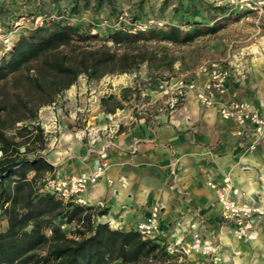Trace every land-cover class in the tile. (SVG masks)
Masks as SVG:
<instances>
[{
  "label": "crops",
  "instance_id": "0c3cea01",
  "mask_svg": "<svg viewBox=\"0 0 264 264\" xmlns=\"http://www.w3.org/2000/svg\"><path fill=\"white\" fill-rule=\"evenodd\" d=\"M230 47L232 42L225 41L217 57L231 71L226 93L217 101L236 100L259 109L264 103V57L236 62ZM191 78L198 89L207 81L205 73H191ZM105 80L113 88L100 92L89 88L82 103L76 100V84L65 91L68 113L61 117L59 138L42 152L52 167L42 179L91 172L99 160L97 151L102 142L91 148L86 131L119 123L113 136L115 147L108 150L107 169L80 196L93 212L105 211L95 217L96 222L107 223L113 230L134 229L148 217L151 207L158 205L163 233L160 243H189L197 233L217 248L216 264H264V218L253 219L255 241H237L232 226L222 219L214 191L208 187L209 182L220 184L229 178L239 191L238 201L250 205L264 201V138L248 151L247 139L233 135L240 127L221 119L216 106H201L196 91L185 92L179 103H173L178 100L173 89L167 93L144 88L140 96L150 99L135 102L126 97L135 92L131 83L116 88V76L99 83ZM82 108L86 114L77 115ZM121 178L126 179L125 185ZM1 225L3 232L7 228L4 217ZM208 263L209 258L195 253L182 261Z\"/></svg>",
  "mask_w": 264,
  "mask_h": 264
},
{
  "label": "trees",
  "instance_id": "16d2710c",
  "mask_svg": "<svg viewBox=\"0 0 264 264\" xmlns=\"http://www.w3.org/2000/svg\"><path fill=\"white\" fill-rule=\"evenodd\" d=\"M49 1L57 5L61 0ZM185 1L190 5L195 2ZM70 3L71 14L89 8L92 3L94 10L106 5L111 14L115 13V0H70ZM185 25L190 28L188 31L178 27L149 28L132 34L116 29L108 33L100 46L89 47L84 44L96 42L97 34L49 21L21 37L9 52V58L0 61V80L39 59L42 69L49 72L45 73L50 77L49 92L56 95L68 90L81 75L87 81L100 80L106 75L129 73L140 63L149 64L157 52H142L139 43L146 45L154 41L183 46L224 28L223 25L208 27L196 19L191 23L186 21ZM108 42L114 48L122 47L123 52L117 54ZM160 58L166 63L165 56ZM30 81L42 89L38 77ZM23 130L27 143L38 146L39 152L32 156L19 155L18 143L0 133V211L7 221L6 230L0 232V264H140L173 257L160 244L143 240L134 229L113 230L107 223L96 222L95 217L104 215L105 211L93 212V208L63 203L53 195L39 192L38 181L44 172L52 169L41 153L46 140L39 126ZM68 225H73L70 233L61 228Z\"/></svg>",
  "mask_w": 264,
  "mask_h": 264
},
{
  "label": "rangeland",
  "instance_id": "374dc122",
  "mask_svg": "<svg viewBox=\"0 0 264 264\" xmlns=\"http://www.w3.org/2000/svg\"><path fill=\"white\" fill-rule=\"evenodd\" d=\"M70 5V0H61L57 5L49 0H0V61L9 58V52L21 37H26L30 31L49 21L78 27L83 33L97 34L96 42L84 44L89 47L100 46L108 33L116 29L126 30L132 34L149 28L167 30L170 27H178L188 31L190 28L185 25L186 21L191 23L195 19L208 27L224 26L215 34H206L183 46L154 41L146 45L139 43L142 52H157L152 62L140 63L129 73H115L100 79L116 76L119 81L114 84L116 88L131 83L132 87H136L132 93L134 95L127 93L126 97L130 96L135 102H146L150 96H140L144 88L160 92H163L162 89L169 91L170 87L179 86L180 82H193L191 73H203L200 72V67L204 63L221 61L217 57L225 47V41L232 42L229 49L233 52L231 55L236 62L264 57V0H195L193 5L187 4L185 0L182 4H179V0H115V13L112 14L106 5L94 10L93 3L89 8L79 9L75 14H71ZM107 45L117 54L123 52L122 47L114 48L111 42ZM161 56L166 57V63L161 61ZM45 73L49 72L42 69L39 59H34L14 74L0 80V133L4 138L18 143L19 155L32 156L39 152L37 144L33 146L32 143H27L26 132L23 129L31 130L34 126H39L46 140V149L49 142L54 138L57 140L60 134L49 130L55 111L53 107L62 109V116L68 113L66 108L68 99L65 93L67 90L51 95L48 85L50 77ZM37 77L40 79L42 89L30 81V78ZM100 80L87 81L85 76H79L75 82L77 102L80 100L82 103L83 98L90 92L89 88L96 92L113 88L110 81L105 80L100 84ZM177 97L179 103L182 97L179 95ZM2 218L1 214L0 229ZM61 228L64 232L70 233L73 225ZM140 264L182 262L178 263L174 257H169L164 261H144Z\"/></svg>",
  "mask_w": 264,
  "mask_h": 264
},
{
  "label": "built area",
  "instance_id": "2783aa9c",
  "mask_svg": "<svg viewBox=\"0 0 264 264\" xmlns=\"http://www.w3.org/2000/svg\"><path fill=\"white\" fill-rule=\"evenodd\" d=\"M200 72L207 75V81L201 89H198L193 82H180L179 86L170 87L169 90H174L175 97L178 95L183 97L187 91H196V97L200 105L207 108L216 106L217 114L221 119L234 121L240 127L233 135L244 140L247 139V150H254L259 141L264 138V103L257 109L248 103L236 100L217 101L218 97L226 93V83L231 76V71L224 62L208 61L200 67ZM162 90L163 92H169L167 89ZM176 101L173 103H176ZM53 110L55 111L50 121L52 125L51 132L58 134L61 131L60 120L63 112L60 108L53 107ZM85 112V108L78 110L79 115H83ZM107 117L110 119L111 115H107ZM118 129L119 123L102 129L89 128L86 134L89 137L91 148L97 142H102L101 148L97 151L99 160L94 169L91 172H83L79 175L64 178L51 176L42 179L37 184L39 192L53 195L63 203L72 202L84 205L85 203L80 196L89 185H93L101 179L107 169L108 150L115 147L113 136ZM135 150L134 147L133 151ZM120 182L125 185L126 179L121 178ZM208 187L214 191L217 203L221 208L222 219L232 226L235 239L240 242L255 241L257 234L253 219L255 217L264 218V201H260L255 205L238 201L239 191L229 178H224L220 184L209 182ZM160 211V206H152L148 217L134 226V230L143 240L154 241L165 247L166 253L173 256L178 263H181L184 258L193 253L209 258L208 264H216L219 261L216 254L217 248L207 240L202 239L197 233L192 234L189 243H183L182 241L172 245L160 243L163 236L159 227ZM191 228H194V226H191Z\"/></svg>",
  "mask_w": 264,
  "mask_h": 264
}]
</instances>
